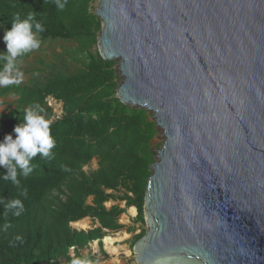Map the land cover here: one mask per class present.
<instances>
[{
    "label": "water",
    "instance_id": "95a60500",
    "mask_svg": "<svg viewBox=\"0 0 264 264\" xmlns=\"http://www.w3.org/2000/svg\"><path fill=\"white\" fill-rule=\"evenodd\" d=\"M117 97L164 142L137 264H264V0H99Z\"/></svg>",
    "mask_w": 264,
    "mask_h": 264
},
{
    "label": "trees",
    "instance_id": "16d2710c",
    "mask_svg": "<svg viewBox=\"0 0 264 264\" xmlns=\"http://www.w3.org/2000/svg\"><path fill=\"white\" fill-rule=\"evenodd\" d=\"M92 2L67 0L60 10L55 0H0L4 32L11 29L14 13L22 18L35 13L44 28L39 39L76 43L73 71L0 87V97H15L8 112L0 116V142L6 134L15 138L13 129L23 121V110L36 104L44 109L55 141L49 157L37 154L33 159L34 170L19 177V187L0 179V200L6 203L19 198L24 205L23 213L14 216V209L5 215L0 203V264H70L76 257L98 263L97 254L84 256L82 250L99 240L102 259L108 257L103 238L107 231L124 227L119 218L125 208L119 203L108 208L109 201L136 207L134 222L145 221L144 198L156 161L152 140L157 128L149 111L126 105L116 96V62L104 59L96 47L101 21ZM4 63L0 61V69ZM49 97L62 103L61 117L53 119ZM94 159L97 169L86 172L84 168ZM6 174L0 165V176ZM25 191L26 196L22 195ZM85 218L99 226L89 230L72 227ZM144 234L142 230L134 235L132 245ZM17 236L21 239L16 240Z\"/></svg>",
    "mask_w": 264,
    "mask_h": 264
},
{
    "label": "clouds",
    "instance_id": "9594fccd",
    "mask_svg": "<svg viewBox=\"0 0 264 264\" xmlns=\"http://www.w3.org/2000/svg\"><path fill=\"white\" fill-rule=\"evenodd\" d=\"M58 9L63 10L67 0H55ZM12 27L5 30L4 40L7 45V53L0 54V61H4L0 69V86L19 83L23 79L17 60L32 50L39 49L41 41L38 34L44 31L42 24L35 20V13H29L22 18L20 13H14L11 18ZM35 29V31L33 30ZM44 109L39 105H32L23 110V121L14 127L16 136L6 134L0 142V165L7 169V174L0 179L11 181L14 186H20V176L27 177L33 172L32 161L41 154L46 158L51 155L55 147V141L51 135L50 121L42 113ZM22 195H27L26 191ZM4 206V214L14 209V216H20L24 211V205L19 198H14L6 203L0 200ZM21 237L17 236L16 240ZM70 264H90L86 259L73 258Z\"/></svg>",
    "mask_w": 264,
    "mask_h": 264
},
{
    "label": "rangeland",
    "instance_id": "374dc122",
    "mask_svg": "<svg viewBox=\"0 0 264 264\" xmlns=\"http://www.w3.org/2000/svg\"><path fill=\"white\" fill-rule=\"evenodd\" d=\"M98 1L99 0H93L92 2V9L95 13L96 9L98 8ZM4 30L0 25V53H7V45L4 40ZM39 39V38H38ZM41 44L39 49L32 50L31 52L24 55L21 59L18 58L17 65L20 69V71L23 73V79L19 83L14 84H29L32 81H42V78L46 77V75H49L50 73H58V71L61 72H71L76 67V64H74V60H72V57L75 56L76 53V43L64 41V40H41ZM98 49V45L96 46ZM99 50V49H98ZM117 70V67H116ZM118 74V71H117ZM120 81V78H119ZM119 84V82H118ZM1 87V86H0ZM117 96V94H116ZM15 100V97L7 96V97H0V116L9 110V105L13 103ZM48 104L53 109V119L59 118L62 115V103L57 102L53 98H48ZM150 113V112H149ZM150 120L155 122V118L153 117V114L150 113ZM157 135L152 140V147L155 149L156 153L157 150L161 147L162 143L164 142V137L162 135L161 129H159L157 126ZM98 167V162L96 159L92 160V162L84 168L86 172H91L93 170H96ZM91 199H89L90 203ZM119 203L121 207L125 208V212L120 216L119 223L122 224L124 227L123 229L117 231L107 233L106 236H113L116 238H119L118 241H115L114 247L118 249L117 254L112 253V251L108 250L106 248L104 237L103 238V247L106 251L108 257L101 259L99 261V264H137L136 263V256L133 253V235L140 233L142 230L146 232L147 225L146 222L144 223H134L133 220L135 219L137 215V211L135 215H132L130 213V208L134 207H126L125 202H113L109 201L106 203L107 207L112 206L113 204ZM136 209V207H134ZM137 210V209H136ZM130 216L132 217V220L129 219ZM85 220V219H84ZM89 221L88 219H86ZM83 221V220H82ZM81 222V221H79ZM78 222V223H79ZM90 225V222H88ZM74 228H81L77 225H72ZM89 227V226H88ZM87 227V228H88ZM135 228L134 231H127L128 228ZM127 232V233H126ZM97 246L95 244L89 245L87 249H85V252H94V249ZM98 249V250H97ZM98 254H100L99 247L96 248ZM101 256V254H100ZM102 258V257H101Z\"/></svg>",
    "mask_w": 264,
    "mask_h": 264
},
{
    "label": "crops",
    "instance_id": "0c3cea01",
    "mask_svg": "<svg viewBox=\"0 0 264 264\" xmlns=\"http://www.w3.org/2000/svg\"><path fill=\"white\" fill-rule=\"evenodd\" d=\"M109 208V207H108ZM137 211V210H136ZM132 217L133 216H130L129 217V219L130 220H132ZM86 219H88L89 221H87ZM85 220H86V223L88 224V228L87 227H82V226H79V227H81V228H76V229H79V230H89V229H92L94 226L95 227H97V226H99V223L96 221V222H93L90 218H85ZM84 219H83V221H85ZM82 220H81V222H83ZM79 222V221H78ZM78 222H75V223H72L71 225H77V223ZM88 222H90V225H89V223ZM133 222H134V220H133ZM135 223V222H134ZM78 226V225H77ZM131 228L129 227L128 229H127V231L128 230H130ZM135 229V228H134ZM108 233L110 232V231H107ZM132 232V231H131ZM112 233V232H111ZM127 233V232H126ZM134 235H136L135 233H134ZM134 235L132 236V237H134ZM102 242H103V240H102ZM92 244H95L97 247L96 248H98L99 247V240H97V241H94V242H92V243H90V245L92 246ZM96 248L94 249V252H96V253H92V252H85L86 250L85 249H87V248H85V249H83L82 250V254L84 255V256H88L90 253L91 254H97L98 255V257H100L99 255L100 254H98V252H97V250H96ZM107 248V247H106ZM99 250H100V247H99Z\"/></svg>",
    "mask_w": 264,
    "mask_h": 264
},
{
    "label": "bare ground",
    "instance_id": "6f19581e",
    "mask_svg": "<svg viewBox=\"0 0 264 264\" xmlns=\"http://www.w3.org/2000/svg\"><path fill=\"white\" fill-rule=\"evenodd\" d=\"M130 213L132 215H135L136 214V209L134 207L130 208ZM77 225L78 226H82V227H87L88 226V224L86 223V220L83 221V222L77 223ZM118 240H119V238H116V237H113V236H106L104 238V242H105L106 247L108 248L109 251L111 250L112 253H114V254H117V252H118V249L114 247L115 241H118Z\"/></svg>",
    "mask_w": 264,
    "mask_h": 264
},
{
    "label": "built area",
    "instance_id": "2783aa9c",
    "mask_svg": "<svg viewBox=\"0 0 264 264\" xmlns=\"http://www.w3.org/2000/svg\"><path fill=\"white\" fill-rule=\"evenodd\" d=\"M71 254L74 255V253H73V248L71 249ZM99 256H100V255H99ZM100 258H101V256H100ZM101 259H102V258H101ZM101 259H100L99 261H101ZM96 264H99V262L96 263Z\"/></svg>",
    "mask_w": 264,
    "mask_h": 264
}]
</instances>
